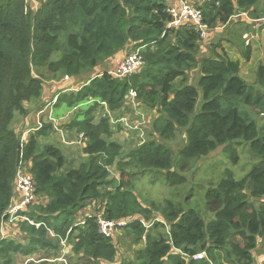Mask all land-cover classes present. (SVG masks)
<instances>
[{"label": "trees", "instance_id": "1", "mask_svg": "<svg viewBox=\"0 0 264 264\" xmlns=\"http://www.w3.org/2000/svg\"><path fill=\"white\" fill-rule=\"evenodd\" d=\"M191 1L200 6L210 29L239 12L264 17L262 0ZM165 2L0 0V220L13 204L22 153L36 195L27 214L41 223L18 222L25 238L0 240L4 264H14L16 256L21 264L253 263L252 252L264 242V126L257 124L264 116V66L248 84L239 76L237 60L218 53L200 56L201 39L192 25L167 27ZM138 48L144 64L132 74L117 77L99 69L118 53H126L124 58ZM193 69L199 73L197 87L189 80ZM44 77L61 79V86L47 92ZM69 88L76 91L68 93ZM127 98L157 116L150 122L153 136L123 154L122 144L110 139V119L95 120L94 111L104 103L116 112ZM44 106L42 119L59 118L63 108L82 110L66 126L82 133L85 157L78 166L67 167L58 146L38 143L39 136L55 131L49 119L21 144L20 123ZM115 117L117 127H123L122 116ZM177 132L184 142L174 161L166 142ZM241 142L248 143L257 161L239 178L225 169L205 191L206 209L214 216L207 223L196 210L171 200L144 206L129 183L134 172L126 171L127 181L121 178L125 167L136 169L135 174L158 170L168 186L181 185L185 177L179 170L219 147L237 163ZM113 165L118 180L110 176ZM87 207L92 213L78 220ZM97 214L130 223L105 237L98 232ZM121 230L134 243L143 240V246L132 259L116 261ZM67 245L72 255L63 251ZM198 252L205 257L193 259Z\"/></svg>", "mask_w": 264, "mask_h": 264}, {"label": "rangeland", "instance_id": "2", "mask_svg": "<svg viewBox=\"0 0 264 264\" xmlns=\"http://www.w3.org/2000/svg\"><path fill=\"white\" fill-rule=\"evenodd\" d=\"M206 51L208 50L207 44L205 45ZM116 68V67H115ZM113 68V69H115ZM100 70L102 69H110L108 64L106 63L100 65ZM198 75V76H197ZM242 77L248 84H253L254 77L251 75L249 77ZM60 77V76H59ZM199 77V73L197 74V70L193 69L190 72L189 80L193 84V86L197 87V78ZM44 82H58L57 78L51 79V77H44ZM68 86V85H67ZM68 93L74 92L72 88L67 90ZM201 99L200 97L197 100V106L195 111L198 112L199 105ZM80 106V105H79ZM79 106H74L70 109L63 108L62 110L65 113V116L61 117L60 119H55V134L58 138V142L61 144L60 146L65 148L70 147V143L64 142H74L72 144L73 147H70L72 151H75V145H78L75 141L78 135H75L74 138H71V141L67 139V133L63 126H67V124L71 121V119L82 110H80ZM46 106L43 107V111L40 113V117L45 114ZM138 113V114H134ZM140 113V114H139ZM120 114L126 121H130L131 118L134 117L143 118L142 122H146V124L140 127L137 131L135 129H126L121 125H117L115 120V116ZM106 115L109 119H111V137L115 141H118L123 146V154L127 151L136 148L137 146L141 145L147 139H150L153 135L152 130H150V122L151 120L157 116V113L154 109L148 110L144 106L136 107L131 104V101L127 98L126 102L123 106L116 110V112H109L107 106L102 103L101 106L97 107L94 111L95 119L98 120L100 116ZM135 115V116H133ZM35 120V119H34ZM33 120V121H34ZM45 122L44 119L41 118ZM133 122V121H131ZM29 122L25 123V125L20 123V128L26 129L25 134L28 131H32L28 124ZM129 125H133L128 123ZM258 126H264V118L258 119L257 118ZM134 131V132H133ZM184 142V138L181 135V132H177L173 139L167 141V145L172 149L174 153V161L178 160L177 152L179 148L182 146ZM68 144V145H67ZM81 145V144H80ZM60 148V147H59ZM79 148V147H78ZM61 149V148H60ZM70 151V149H69ZM239 160L237 163L233 164L230 162L226 154L223 152L222 147L217 148L213 153H209L206 156H202L199 159L191 160L184 168L180 169L179 172L185 177V182L181 185L176 186H168L165 179V173L163 171L158 170H148L144 173H136V169L127 168L125 167V174L121 177L123 181H127L128 176H126V171L134 172V175L130 179V186L132 187V191L135 194L137 200L142 203L146 207H151V205L162 203L164 200H171L173 202L180 203L184 209H194L196 210L202 219L207 223L214 218L213 213L208 211L205 206L204 202V193L209 187L215 186L223 175V171L225 169H229L233 172L235 178L241 177L249 168L257 161L256 158H253L249 152L248 143L241 142V144L237 147ZM81 156L80 151H78V158L74 160L71 165L67 163V167L70 166H78L79 163L85 157L83 151ZM175 168V166H174ZM176 169V168H175ZM110 176L118 180L119 172L117 171L116 165L109 167ZM153 204V206H154ZM86 212L92 213V209L90 207L85 208ZM16 225V224H14ZM117 237V236H116ZM25 238V237H24ZM16 241V240H15ZM27 243V240H24ZM143 246V240L134 243L129 236L124 234V232L118 233L117 237V254L115 257L116 261H120L122 259H132L134 252L137 249ZM69 250V247H64V252ZM68 252V251H67ZM14 264H21L22 259L19 256L14 258ZM0 264H4V258L0 255Z\"/></svg>", "mask_w": 264, "mask_h": 264}, {"label": "crops", "instance_id": "3", "mask_svg": "<svg viewBox=\"0 0 264 264\" xmlns=\"http://www.w3.org/2000/svg\"><path fill=\"white\" fill-rule=\"evenodd\" d=\"M264 0H262L263 2ZM261 1L259 4L261 5ZM259 5L257 6V8ZM239 14V15H238ZM247 14V15H246ZM245 36V37H244ZM207 44L208 50L206 51L205 45ZM248 53V57H245L244 53ZM215 53H218L220 55H226L229 59L237 60L239 62V75L244 77L253 76L254 80L256 78V71L258 66L261 64L264 66V17L260 18H250V15L248 13L239 12L234 14L230 20H228L227 23L224 24H217L214 28L210 29L208 32V35L205 39H202L200 41V47H199V55L200 56H208V55H214ZM126 54V53H125ZM124 53H118L116 55V59L112 61L110 60L106 61V65L108 64V67H110L109 70L113 68H117L120 64V62L123 60ZM46 82L44 89L47 92L54 91L55 88L58 89V87L61 86L60 82ZM64 84L62 85V87ZM73 89V88H72ZM76 90H74L75 92ZM65 116L64 111L60 110L58 119ZM261 119L264 118V116L260 117ZM35 119L34 114L31 113L26 119L28 121L29 125H33V120ZM45 122H47V117L43 118ZM96 120V119H95ZM27 123V122H26ZM109 123L111 125L112 121L109 120ZM67 133V139L68 141H71V138H74L76 132L74 130H69L66 128V126H63ZM77 137V139H78ZM78 145H75V151H72L70 147H73L72 142H64V143H70V147H61L60 143L58 142V138L55 134V131H52L48 133L46 136H39L37 138L39 144H45V143H52L58 147L61 148L63 155L66 157L67 163L71 164L74 160L81 158L78 156V151H80L81 156L82 155V141L77 142ZM81 144V145H80ZM68 145V144H67ZM79 147V148H78ZM70 149V151H69ZM79 160V159H78ZM80 161V160H79ZM19 199V193L16 190V194L13 200V204L16 203ZM30 208V207H29ZM88 208V207H87ZM87 214L86 210L82 213L78 214V220L83 219V217ZM18 225H10L5 228V238L12 240L15 238H24L22 233L18 232ZM66 247V246H65ZM69 247V250L67 249L65 253L72 255L71 247ZM64 251V249H63ZM68 251V252H67ZM254 261L252 264H264V242H258L257 247L252 252ZM60 260V259H58ZM60 262V261H58ZM25 264V263H24Z\"/></svg>", "mask_w": 264, "mask_h": 264}, {"label": "built area", "instance_id": "4", "mask_svg": "<svg viewBox=\"0 0 264 264\" xmlns=\"http://www.w3.org/2000/svg\"><path fill=\"white\" fill-rule=\"evenodd\" d=\"M165 3H166V13L169 15V21L167 22V27L176 28L178 26H181L182 24L192 25L196 30V32L198 33L199 38L201 40L207 37L210 28L203 20L202 10L199 5H196L191 0H166ZM143 64L144 61L142 55L140 54V48H138L135 51L127 54L120 62L117 68L113 70H109L108 72L111 73L113 76L124 77L137 71L139 68L143 66ZM129 95L133 98L134 93L130 91ZM132 105L135 106V103L132 102ZM42 111L43 110L37 112L35 116L34 125L29 126L32 131H28L25 134L26 129L28 127L22 129L21 144L24 143L29 133H32L42 127V124L44 123V121L41 120L40 117V113ZM139 118H136L133 122H131V121H126L123 117H120L118 121L121 122L123 127H125L126 129L130 130L136 128L137 131L142 126V124L145 123L142 122L143 121L142 117H141L142 121H139ZM48 119L54 124L55 122L54 118L47 116V120ZM115 121L117 122V120ZM128 123H131L133 125H129ZM81 138H82V134L79 135L77 142H81L82 141ZM29 167L30 165L28 164V162L23 160L22 153H20V160L18 161L17 164L16 173H15V182H14L15 188L19 193V199L16 203L12 204L6 210L4 216L0 220V240L5 238L6 236L5 228L10 225L17 224L18 222H26L30 225H34L35 227H38L41 224L39 222H35L27 214L29 207L36 200V195L34 191V180L31 172L29 171ZM88 216H91V214H88ZM95 216L98 226V232L105 237L113 236L123 226L130 223V220L126 221L125 219H119V220L107 219L100 214H97ZM141 222L146 227L149 226V224L146 225L143 221ZM80 223H83V221ZM61 242L63 244V241ZM176 251L179 252V250ZM203 257H205L204 252H198L192 256L193 259H201Z\"/></svg>", "mask_w": 264, "mask_h": 264}]
</instances>
